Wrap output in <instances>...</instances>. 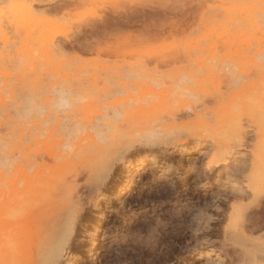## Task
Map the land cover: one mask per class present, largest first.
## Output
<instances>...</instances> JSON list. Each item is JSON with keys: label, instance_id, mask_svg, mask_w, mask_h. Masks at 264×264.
<instances>
[{"label": "rangeland", "instance_id": "1", "mask_svg": "<svg viewBox=\"0 0 264 264\" xmlns=\"http://www.w3.org/2000/svg\"><path fill=\"white\" fill-rule=\"evenodd\" d=\"M21 1L0 0V179L21 170L34 201L78 208L59 264H264V189L254 202L245 178L264 0H29L35 20L17 16ZM55 86L69 105L40 103ZM228 113L245 143L209 169ZM122 153L158 163L121 196ZM19 253L6 263L31 264Z\"/></svg>", "mask_w": 264, "mask_h": 264}, {"label": "bare ground", "instance_id": "2", "mask_svg": "<svg viewBox=\"0 0 264 264\" xmlns=\"http://www.w3.org/2000/svg\"><path fill=\"white\" fill-rule=\"evenodd\" d=\"M14 1H16V0H14ZM33 5L34 4L29 0H22L21 3L18 4V6H17L19 8L17 11V16L21 17L23 19H27V20H35L37 18V16L34 13L35 10H34ZM204 60H205L204 58L199 59V61H202L203 63H204ZM189 63H190V61H189ZM256 66H258L260 68L259 70L257 68V70H258L257 73L259 75L258 80H256V82H253V83L251 82V83L256 85L257 91H256V93L251 95V100L247 102V105H248V109L251 111V115H252L251 119H252L253 125L255 127V134L257 137V142H256V144L253 145L251 152H249V153H252L251 155H253V159H252V163H251L250 172L245 175V178L248 182L247 186H249V188L252 189V191H253V194H254V200L253 201L259 204L260 203L259 195H260V193H263L262 190L264 189V62H263V65L256 63ZM207 70H210V68H208ZM179 87H181V86H179ZM52 88L54 89V92L56 91L59 94V96H57V99H56V96H55V98H51V97L46 96V98L44 97L45 99L41 100L40 103L43 106H45L46 103H53V102H56V104L58 103L59 106L61 104L63 106H66V104L69 105L68 99H67L68 97L66 98V96H65L66 91L63 88L58 90V88H56V86H55V88L54 87H52ZM182 89L184 90L187 88L184 86V87H182ZM50 92H52V91H50ZM42 94H41V96H43ZM30 98H32V97H30ZM220 101L221 100H219V102ZM37 103H39V102H37ZM38 107H39V105H37L36 109H38ZM30 108L32 111L31 106H30ZM27 109H29V107ZM38 110L40 112L42 111L40 109H38ZM39 111H38V113H40ZM45 111H43V113H45ZM35 112H37V111H35ZM221 114L219 115V116H221L220 118H224L225 115H221ZM119 117H121V116H119ZM226 118H227L228 122L230 123L229 127H230V131H231V135L227 138L226 141H224L221 138L215 137L214 135H211V134L208 135L210 138L209 140H212L213 146L216 149L214 152L211 153L210 160L207 163V166L209 169H213L214 167L217 168V167L222 166V165L226 166L228 161H230V159L232 158V154L235 153V152H233L235 143L237 142L239 147H240L239 143H241V142L245 143V142H243V137H242L243 129H242V126L240 123L239 116L237 114L228 113ZM106 124L108 126V122ZM96 127L100 128V127H98V125ZM111 129H113V128H111ZM62 130H64V128ZM99 131H100V129H99ZM101 131L98 132V135H100V136L102 133H104ZM112 134L110 135V137L112 136V139H113L114 136ZM96 136H97V133H96ZM98 140H99V138H98ZM231 142H234V144H231ZM1 145H2V143H1ZM232 145H233V147H232ZM241 146H242V144H241ZM235 154H233V155H235ZM5 158H6V156H5ZM114 158H117L121 164H126L128 162V161H126V156L123 153L120 154V156H118V154H116ZM2 159L4 160V158H2ZM147 160H151L153 166H157L156 163H158V162L153 157H150V159L143 158V159H141L135 163H130L129 165L126 164L128 166L127 173H126L127 178H126L125 182L118 189L119 195L122 196V194L123 195L128 194V192L135 185L134 178L136 176V173L138 171L140 172L142 170H145L146 166H148ZM5 162H7V161H5ZM8 163L10 164V162H8ZM7 166H9V165H7ZM242 169H244V168H242ZM17 176L19 177L18 179H16ZM21 182L26 183L24 188L19 187V183H21ZM2 184H5V186L7 185L9 188H11L12 189L11 192L4 195ZM34 191L35 190L33 189V183L26 181V179L23 175V172L21 170H15V175L13 177H11L10 179H7L5 177V175L0 179V263L1 264H7L6 263L7 262V255L10 253V251L13 248L19 249L20 253L18 254V256L25 263L59 264L61 262L64 251L66 250V246H68L67 244H69L68 242H69L70 237L74 231V226L76 224V219L78 217V208L75 207L74 205L73 206L68 205V206L61 207V208L45 205V204H51V201H49V200L40 201V202L37 201L38 202L37 203L36 201H34L32 199L33 195H34ZM252 204H254V203H252ZM245 208H244V210L240 209V211L235 212L237 220L244 218V216L246 215V211L248 210L247 205ZM20 209H25V213H24V216L22 219L21 218L19 219V217L16 216V213H17L16 211H18ZM236 210L237 209H235V211ZM233 212H234V210H233ZM100 226H101V222H99L98 225L95 226L94 231H92L91 236L93 238V240H92L93 241V243H92L93 250L96 249V246L98 245L97 238L99 236Z\"/></svg>", "mask_w": 264, "mask_h": 264}]
</instances>
